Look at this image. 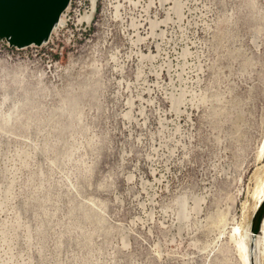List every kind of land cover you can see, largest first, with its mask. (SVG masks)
<instances>
[{
  "label": "rangeland",
  "instance_id": "obj_1",
  "mask_svg": "<svg viewBox=\"0 0 264 264\" xmlns=\"http://www.w3.org/2000/svg\"><path fill=\"white\" fill-rule=\"evenodd\" d=\"M263 143L264 0H72L0 41V264H243Z\"/></svg>",
  "mask_w": 264,
  "mask_h": 264
},
{
  "label": "water",
  "instance_id": "obj_2",
  "mask_svg": "<svg viewBox=\"0 0 264 264\" xmlns=\"http://www.w3.org/2000/svg\"><path fill=\"white\" fill-rule=\"evenodd\" d=\"M72 0H0V41L10 49L26 50L49 44L60 27ZM262 216L251 221V232L257 234Z\"/></svg>",
  "mask_w": 264,
  "mask_h": 264
},
{
  "label": "bare ground",
  "instance_id": "obj_3",
  "mask_svg": "<svg viewBox=\"0 0 264 264\" xmlns=\"http://www.w3.org/2000/svg\"><path fill=\"white\" fill-rule=\"evenodd\" d=\"M92 15H93V8L91 14L88 16L84 15L79 20V23L84 22L86 24H89ZM63 19H64V15L61 18L60 27L63 24ZM56 32L57 30L55 31V33ZM263 153H264V143L259 154L260 159ZM251 200L252 202L247 208V212H248L247 217L250 219L256 216L258 213H260V217L262 216V218L260 220V224L258 227L259 228L258 233L252 234L251 232L252 228L250 230L248 229L249 230L248 232L246 231L244 233H241L242 231L241 228L239 227L233 228L231 232V237L236 241L237 253L239 254V257L243 264H254V259H255L254 257L256 256L257 248L259 249V251H261L262 248L264 247V173L255 174V188L253 190V195ZM236 238H238V240Z\"/></svg>",
  "mask_w": 264,
  "mask_h": 264
}]
</instances>
